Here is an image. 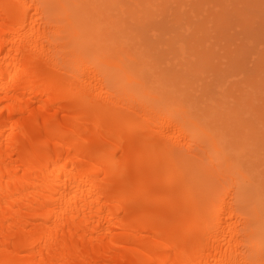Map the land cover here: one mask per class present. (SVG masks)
Returning a JSON list of instances; mask_svg holds the SVG:
<instances>
[{
	"label": "bare ground",
	"instance_id": "6f19581e",
	"mask_svg": "<svg viewBox=\"0 0 264 264\" xmlns=\"http://www.w3.org/2000/svg\"><path fill=\"white\" fill-rule=\"evenodd\" d=\"M118 1L0 0V264H264V146L171 109Z\"/></svg>",
	"mask_w": 264,
	"mask_h": 264
},
{
	"label": "rangeland",
	"instance_id": "374dc122",
	"mask_svg": "<svg viewBox=\"0 0 264 264\" xmlns=\"http://www.w3.org/2000/svg\"><path fill=\"white\" fill-rule=\"evenodd\" d=\"M115 6V16L121 6L131 16L127 31L150 50L153 72L178 91L171 109L182 94L264 146V0H154L150 7L145 0H119ZM230 111L234 121L225 117ZM191 148V158L212 172L210 182L228 183L196 143Z\"/></svg>",
	"mask_w": 264,
	"mask_h": 264
}]
</instances>
